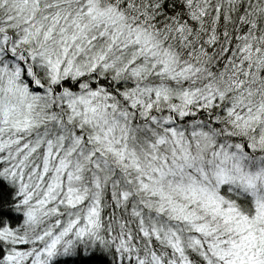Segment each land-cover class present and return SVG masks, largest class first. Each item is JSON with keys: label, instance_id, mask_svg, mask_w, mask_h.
I'll list each match as a JSON object with an SVG mask.
<instances>
[{"label": "snow or ice", "instance_id": "snow-or-ice-1", "mask_svg": "<svg viewBox=\"0 0 264 264\" xmlns=\"http://www.w3.org/2000/svg\"><path fill=\"white\" fill-rule=\"evenodd\" d=\"M0 264H264V0H0Z\"/></svg>", "mask_w": 264, "mask_h": 264}]
</instances>
